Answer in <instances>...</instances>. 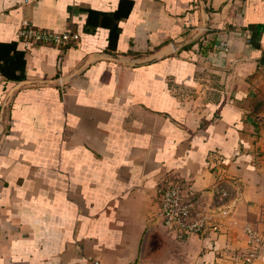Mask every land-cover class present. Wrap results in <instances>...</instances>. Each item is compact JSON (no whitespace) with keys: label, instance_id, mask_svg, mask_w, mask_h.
Listing matches in <instances>:
<instances>
[{"label":"crops","instance_id":"1","mask_svg":"<svg viewBox=\"0 0 264 264\" xmlns=\"http://www.w3.org/2000/svg\"><path fill=\"white\" fill-rule=\"evenodd\" d=\"M121 1L0 0V43L26 61L22 80L0 74V264H249L246 228L264 236V0H128L112 33ZM24 23L80 40L26 45ZM181 180L207 207L231 190L218 231L166 226L157 187Z\"/></svg>","mask_w":264,"mask_h":264},{"label":"built area","instance_id":"2","mask_svg":"<svg viewBox=\"0 0 264 264\" xmlns=\"http://www.w3.org/2000/svg\"><path fill=\"white\" fill-rule=\"evenodd\" d=\"M19 37L26 45L41 44L65 48L78 43L80 35L72 31L56 33L40 29L24 23L19 30ZM157 200L160 215L169 229L188 235L216 232L220 227L214 223L217 215L227 217L232 213L233 206L227 202L231 199V190L225 187H216L214 201L209 207L200 203L198 196L191 192L185 180L174 183H165L157 188ZM249 240V250L243 253L247 263H254L264 245V236L259 229L249 225L246 228ZM91 264H102L99 260H91Z\"/></svg>","mask_w":264,"mask_h":264},{"label":"trees","instance_id":"3","mask_svg":"<svg viewBox=\"0 0 264 264\" xmlns=\"http://www.w3.org/2000/svg\"><path fill=\"white\" fill-rule=\"evenodd\" d=\"M133 3L131 1H121V7L115 14L107 15L104 14L102 23L105 27L109 28L112 33H118L119 29L118 22L125 18ZM128 8V11L124 12L123 7ZM90 19L95 14L94 11H90ZM26 68L25 54L18 50L16 43H0V74L8 81H20L24 78V71Z\"/></svg>","mask_w":264,"mask_h":264},{"label":"rangeland","instance_id":"4","mask_svg":"<svg viewBox=\"0 0 264 264\" xmlns=\"http://www.w3.org/2000/svg\"><path fill=\"white\" fill-rule=\"evenodd\" d=\"M160 186H161V185H160ZM158 187H159V186H158ZM158 187H157V188H158Z\"/></svg>","mask_w":264,"mask_h":264}]
</instances>
